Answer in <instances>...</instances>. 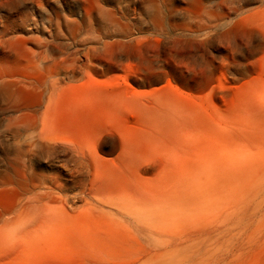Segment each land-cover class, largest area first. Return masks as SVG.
<instances>
[{"label":"rangeland","instance_id":"1","mask_svg":"<svg viewBox=\"0 0 264 264\" xmlns=\"http://www.w3.org/2000/svg\"><path fill=\"white\" fill-rule=\"evenodd\" d=\"M4 1L0 30L14 48L32 41L10 54L14 72H52L58 89L26 179L0 141V264H128L154 249L110 202L149 212L156 232L203 219L191 241L161 238L180 264H264V181L217 169L264 168V0ZM33 183L39 220L1 228Z\"/></svg>","mask_w":264,"mask_h":264},{"label":"bare ground","instance_id":"2","mask_svg":"<svg viewBox=\"0 0 264 264\" xmlns=\"http://www.w3.org/2000/svg\"><path fill=\"white\" fill-rule=\"evenodd\" d=\"M4 3V0H0V6ZM10 34L11 28L5 24L3 30H0V141L5 142V144H0H4L6 146L5 148L9 149L8 145L10 142L12 143V146H10L12 148L14 147V154L11 153L13 157L5 156V163L7 167L13 171V174L15 172L16 176L20 177V179H26L27 170H32L33 164H35V162L38 160L43 147H45L43 146L45 143L42 144V141L45 138L43 137V125L44 120L46 121L45 117L53 113L55 110V99L58 89V82L54 79L55 76L52 72L49 74L46 80H38L36 78L34 79L32 78L33 76H31V78H24L23 76L16 74L10 64V54L15 51L21 52L23 49H25V47H28L27 44H31L32 41H25L23 43L25 44V47L22 46L20 48H14L13 45L19 43V41L18 39L12 38ZM53 37L56 36L51 35L48 42H39V44L37 43L38 46H36V48L39 50L36 52V54L38 53L37 55L39 60H46L51 53L48 52V47L53 45ZM55 44L56 43H54V45ZM36 48L34 47V49ZM56 48L58 50L60 49L59 46ZM36 60L38 59L36 58ZM21 92L34 94L33 102L30 104L24 102L18 95ZM6 141H8V145ZM2 148L4 149V147ZM49 149L45 148L47 152L50 151ZM9 150L8 152H12ZM3 151H6V149ZM86 161L88 160L83 157L81 164H84ZM261 162L264 163V160ZM259 163L260 162L238 163L233 161H220L217 169L226 170L227 164H231V167L236 171L235 173L237 174H241L246 169L248 171V181L245 184L247 186L255 185L256 189L257 183L264 181V168H260L258 170ZM253 178H259V181L250 183ZM30 180L31 179H29V181ZM39 186L40 185L38 183H33L32 185L26 184L20 188L19 195L21 196V199H19V201L17 200V207L11 212L10 217L9 215L6 217L5 221L8 224L4 221L6 223L5 224L3 222L4 219H2L4 226H1V228L5 227L6 225L8 226L10 222V225L13 224V228L17 227L19 229H26L28 226L35 224V222L39 220L41 217V212L39 211V207L41 205L39 206V204L42 199V196L39 193ZM107 205L111 211L121 214L134 223L137 227L147 230L148 234L153 239H156L154 240V249L142 251L137 259L130 261L128 264H180L179 259L170 258L162 254V250H166L165 246H168L169 241L165 242L161 240V238L167 237L171 238L172 240H177L182 236H187L188 241H191L194 236L202 232L201 228L204 226L203 219H199L195 222H191V224L194 225L190 224V229L187 233L179 232L180 230L168 233L164 232V230L156 232L151 221L152 215L149 212H144V210H140L138 207H114L113 203L111 202ZM215 205L216 204L213 203L208 204V208L213 209ZM219 205L225 206V204L223 205L221 201H219Z\"/></svg>","mask_w":264,"mask_h":264}]
</instances>
